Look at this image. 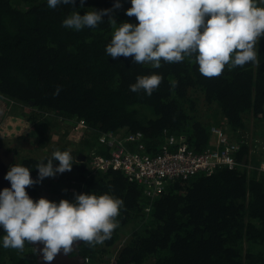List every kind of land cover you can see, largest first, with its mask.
I'll list each match as a JSON object with an SVG mask.
<instances>
[{
    "label": "trees",
    "instance_id": "1",
    "mask_svg": "<svg viewBox=\"0 0 264 264\" xmlns=\"http://www.w3.org/2000/svg\"><path fill=\"white\" fill-rule=\"evenodd\" d=\"M114 2L84 0L81 7L76 0L51 9L47 0H0V97L30 125L28 134L41 147L49 143V133L59 136L58 142L50 141V153L43 158L27 156L15 164L28 167L36 180L34 166L54 150H71L73 157L82 151L84 157L95 147L96 134L103 132L120 137L139 132L151 154L165 136H184L190 148L202 152L211 144L213 127L233 136L252 130V140H263L264 37L258 43L259 67H226L220 77L205 78L194 58L154 69L132 63L131 57L107 56L105 47L113 33L108 16L96 28L62 27L73 11L84 15L111 9ZM120 3L112 13L117 24L137 23L125 15L130 0ZM151 74L163 77L151 96L130 91L137 76ZM57 86L61 91L54 96ZM79 120L92 135L77 144L64 139L61 131L68 132ZM238 161L252 168L221 167L210 176L177 180L156 198L147 217L142 185L119 171L91 174L85 164L74 163L70 172L82 193H108L124 204L111 238L95 247L83 243L81 257L88 264H105L103 257L112 248L119 249L116 264H264V171L248 144L240 146ZM46 180L26 189L34 201ZM59 188L51 187L69 202L74 198L73 192ZM3 235L0 229V264H37L30 244L25 243L22 253L5 249ZM118 239L121 248L115 246Z\"/></svg>",
    "mask_w": 264,
    "mask_h": 264
},
{
    "label": "clouds",
    "instance_id": "2",
    "mask_svg": "<svg viewBox=\"0 0 264 264\" xmlns=\"http://www.w3.org/2000/svg\"><path fill=\"white\" fill-rule=\"evenodd\" d=\"M76 0H47V6L74 5ZM264 0H130L125 15L135 17L137 23L117 24L112 15L122 7L115 0L113 8L90 10L84 15L73 11L62 21V27L80 31L96 28L108 16L113 29L105 47L107 56L132 58V63L159 69L162 63L174 64L194 58L199 73L205 78L220 77L225 68L232 70L251 63L260 66L258 43L264 37ZM84 0H80L83 7ZM163 81L159 74L140 75L129 86L133 93L146 95L157 90ZM176 82H171L175 87ZM61 91L57 86L53 95ZM53 161H58L54 166ZM77 161L71 150H54L49 158L30 169L14 164L4 176L10 188L0 190V229L2 246L23 252L25 243L42 244L39 249L46 264L61 253L69 255L74 246L89 247L103 244L119 226L117 217L123 201L108 193H73L74 201L61 199L59 203L44 197L33 200L26 189L45 178L71 171ZM66 191V190H65Z\"/></svg>",
    "mask_w": 264,
    "mask_h": 264
},
{
    "label": "built area",
    "instance_id": "3",
    "mask_svg": "<svg viewBox=\"0 0 264 264\" xmlns=\"http://www.w3.org/2000/svg\"><path fill=\"white\" fill-rule=\"evenodd\" d=\"M0 100L3 102L5 99L0 97ZM5 103L10 105L8 101ZM68 131L74 136L73 143L93 133L83 120L75 121ZM210 131L211 144L202 152L197 153L190 148L184 136H165L156 154L148 151L139 132L124 137L103 132L96 134L95 147L86 151L85 158L80 156L79 160L91 174L119 171L130 181L142 185L147 217L156 198L177 180H188L198 175L210 176L221 167L252 168L250 164L238 161L240 146L250 145L251 135L237 132L233 136L216 127ZM96 147L102 148V153ZM253 152L255 157L256 154L264 156V147L258 145ZM259 169L264 171V164H260Z\"/></svg>",
    "mask_w": 264,
    "mask_h": 264
},
{
    "label": "rangeland",
    "instance_id": "4",
    "mask_svg": "<svg viewBox=\"0 0 264 264\" xmlns=\"http://www.w3.org/2000/svg\"><path fill=\"white\" fill-rule=\"evenodd\" d=\"M2 100V99H1ZM0 100V142H2L4 145L9 147L14 153L16 157V161L20 160L23 157L27 156H33L36 158H43L44 154H49L51 150L50 143L51 142H58L59 141V136L56 135L55 132H51L48 134L49 136V143L46 146H40L38 143V139L34 138L32 135L29 136V132L31 130L30 125L27 124L21 115H14L11 112V106L3 100L1 102ZM205 112V108L202 110ZM22 112V111H21ZM26 112V110H24ZM205 116L209 115V112L206 111L204 114ZM212 123V122H210ZM252 123V122H251ZM250 127H253L251 124ZM211 130V128H210ZM249 136H250V151L251 156L255 154L253 150H255V147H253V143L256 142L257 146L261 145L264 147V137L262 139H253V131L249 130ZM62 136L64 139H67L70 142H73L74 136L71 135V133L66 132V131H61ZM36 139V140H35ZM51 141V142H50ZM262 144H261V143ZM77 144V143H76ZM49 145V146H48ZM76 149V148H75ZM77 156L75 158L77 159L76 161L79 163V157L83 152L77 151ZM257 157L256 159H259L260 164H264V156L261 154H256ZM45 156V155H44ZM260 156V157H259ZM85 157H83L84 159ZM76 175H73L72 172L66 171L62 174H56L54 177H49L47 178L46 181L43 182L41 185V192L38 195V199L40 197H44L48 199L49 201H56L59 203L61 199H65L63 197V193H54L51 189V187H60V190H68L70 192H75V193H82L81 186L78 184L77 180L74 181V178ZM50 185V186H49ZM74 201V198L70 199V202ZM72 201V202H73ZM130 228L127 229V233L129 234ZM123 237H127L126 233H124L121 237L123 240ZM121 239H118L117 244L115 246L121 248L119 246ZM120 240V241H119ZM119 249H116V251L112 248H110L109 253L104 255L103 260L109 263V264H116L115 259L118 257V251Z\"/></svg>",
    "mask_w": 264,
    "mask_h": 264
},
{
    "label": "water",
    "instance_id": "5",
    "mask_svg": "<svg viewBox=\"0 0 264 264\" xmlns=\"http://www.w3.org/2000/svg\"><path fill=\"white\" fill-rule=\"evenodd\" d=\"M14 154L0 145V190L10 188V182L4 179L9 167L14 162ZM33 247V245H31ZM37 248V262L38 264H46L42 258V253L39 249L43 247L42 244L35 245ZM51 264H85L81 258L69 257L63 253L57 255Z\"/></svg>",
    "mask_w": 264,
    "mask_h": 264
},
{
    "label": "flooded vegetation",
    "instance_id": "6",
    "mask_svg": "<svg viewBox=\"0 0 264 264\" xmlns=\"http://www.w3.org/2000/svg\"><path fill=\"white\" fill-rule=\"evenodd\" d=\"M0 145L3 146L4 148H6L8 151L12 152L14 154V157H15V153L9 148L7 147L6 145H4L2 142H0ZM15 161H16V157L14 159V162L11 164V165H14L15 164ZM32 177V176H31ZM27 191V190H26ZM28 193V191H27ZM29 195V193H28ZM30 196V195H29ZM83 243H80L77 248L74 246V249H73V252L71 254H69L68 256L69 257H77V258H81L85 264H88V261H86L85 259H83L80 255V252H79V249H80V246L82 245ZM36 261H37V253H36ZM38 264V262H37Z\"/></svg>",
    "mask_w": 264,
    "mask_h": 264
},
{
    "label": "bare ground",
    "instance_id": "7",
    "mask_svg": "<svg viewBox=\"0 0 264 264\" xmlns=\"http://www.w3.org/2000/svg\"><path fill=\"white\" fill-rule=\"evenodd\" d=\"M67 199V198H66ZM73 201V200H72ZM56 202V201H55ZM57 203V202H56Z\"/></svg>",
    "mask_w": 264,
    "mask_h": 264
}]
</instances>
